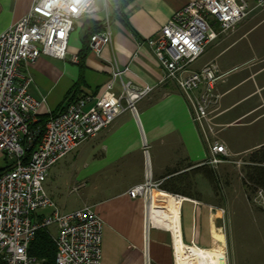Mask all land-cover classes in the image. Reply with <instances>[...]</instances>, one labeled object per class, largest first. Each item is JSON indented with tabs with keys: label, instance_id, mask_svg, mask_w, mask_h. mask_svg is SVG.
Here are the masks:
<instances>
[{
	"label": "crops",
	"instance_id": "1",
	"mask_svg": "<svg viewBox=\"0 0 264 264\" xmlns=\"http://www.w3.org/2000/svg\"><path fill=\"white\" fill-rule=\"evenodd\" d=\"M103 1L95 0V12L75 22L67 44L68 59L41 55L34 63L24 66L23 72L31 79L28 91L35 98L44 97L40 114L46 115L61 105L77 82L80 87L76 96L99 95L110 80L114 67L128 68L122 75L123 81L131 80L136 86L151 88L136 103L137 117L130 112L119 114L107 129L75 149H78L81 167L74 171L80 182L74 188L92 179L89 193L94 197L74 209L92 206L103 220L101 264H177L176 243L209 251L221 234L223 243L228 241L226 233H223L225 214L222 210L225 208L214 203L211 197L219 190L221 163L215 167L207 164V146L199 135L182 93L172 82L164 80L153 53L141 43L154 36L177 9L192 0L130 1L121 15L111 20L110 44L103 46L99 53L90 50L79 66L71 58L81 50L85 22L90 20L100 24L104 18ZM245 1L252 3L255 0ZM32 2L0 0V34L18 21ZM251 13L233 32L220 38L223 46H219L214 54L202 55L203 62L194 66L200 56L191 68L198 70L205 64H213L224 75L235 69L222 71L216 59L237 34L240 33V38L248 32L253 35L260 27L264 29V9ZM121 19L132 30L125 27ZM250 50L254 62L249 69L227 86H224L222 77L215 88L218 98L213 107L214 121L219 128L220 143L227 148L229 157L264 146V136L240 149L221 137L224 126L237 124L248 114L254 115L251 121L264 117V39L259 32L251 40ZM246 80L252 82V87L242 98L225 103V95ZM120 91V81L116 80L114 92ZM242 100L245 101L237 105ZM197 168L199 170L195 172ZM211 169L215 171L216 183H211L208 178ZM146 180L156 185L150 197H129L128 190ZM45 189L53 199L51 186L47 185ZM153 192L165 196L154 199ZM253 222L252 225L256 223L264 227V220ZM239 241L245 243L240 245ZM253 241H264V233L232 238L234 264L238 263L240 251L249 249L246 245Z\"/></svg>",
	"mask_w": 264,
	"mask_h": 264
},
{
	"label": "built area",
	"instance_id": "2",
	"mask_svg": "<svg viewBox=\"0 0 264 264\" xmlns=\"http://www.w3.org/2000/svg\"><path fill=\"white\" fill-rule=\"evenodd\" d=\"M102 29L89 38L99 53L111 42V6L103 1ZM113 11L116 6L112 8ZM264 0L250 7L242 0H192L177 9L157 33L141 42L153 53L165 81L182 93L199 135L205 142L207 164L216 166L228 156L216 138L213 122L218 98L215 88L224 74L213 64L198 70L191 65L219 36L234 31ZM95 12V0H33L28 11L0 34V154L8 162L0 172V264H42L28 253L37 230L54 229V264H101L103 220L92 206L60 211L46 193L50 169L81 143L107 129L121 113L137 117L136 103L150 87L122 80L128 68L114 67L99 95L83 94L49 115L39 128L44 97L29 91L31 79L23 68L46 55L64 60L75 22ZM71 61L77 63V56ZM120 81L121 91L114 92ZM156 187L149 180L131 187V198L147 199ZM253 202L264 211V189Z\"/></svg>",
	"mask_w": 264,
	"mask_h": 264
},
{
	"label": "rangeland",
	"instance_id": "3",
	"mask_svg": "<svg viewBox=\"0 0 264 264\" xmlns=\"http://www.w3.org/2000/svg\"><path fill=\"white\" fill-rule=\"evenodd\" d=\"M242 1L250 7L254 3H248L245 0ZM98 2H100V0H98ZM251 14L252 13H250L248 17ZM258 32L262 39H264V34H262L264 33V29L261 27L253 35H251V32H248L239 38V33L229 40L228 44L217 56L216 60L220 63L222 71L235 68L230 73L223 76L224 86L230 85L234 80L240 78L241 75L249 69L251 62H254V59L251 60L253 55L250 50V43L251 40L258 36ZM223 36H219L216 40L211 42L202 55L208 52L214 54L219 46H223V43L220 42V38ZM68 58L67 54L66 59ZM203 60L204 57H200L194 66L199 65ZM248 64L249 66H247ZM250 87H252L251 81H243L225 95L223 99L224 102L226 103L236 98H242V95L250 89ZM244 101L245 100L240 101L237 105ZM212 115H214V113ZM253 118L254 115L249 116L248 114L239 119L237 124L224 126L221 130V137L228 140L236 149L250 146L259 140L261 136H264V117L251 121ZM213 122L215 123L214 119ZM218 129L217 126L215 128L217 131L216 138L220 142ZM77 150L72 151L64 159L59 161L58 164L54 165L49 171L48 177L44 183V188H46L47 185L51 186L53 201L57 208L63 212L70 211L83 203H88L91 197H94L93 193H89L92 187V179H87L84 185L74 188L75 184H80L74 176V171L76 169L80 170L79 168L81 167V163L78 161L79 152H76ZM253 151L256 150H247L244 153L229 157V152L227 150V157L229 160L225 158L226 160L220 164L222 168L219 169V173L222 178L219 181V190L214 192V196H211L214 203L222 205L225 208L222 210L225 214L223 233H226L228 241L226 244L223 243L224 264H234V254L231 252V241L234 236L248 235L250 233H264V227H259L256 223L252 225L254 223L253 220H264V211L255 206L253 202L254 193L252 190H247L242 185V179L245 175V163L248 161L249 155ZM74 158H76L75 161H73ZM7 165L8 162H6L4 156L0 154V170ZM47 232L51 238L52 236L54 237V229H48ZM221 238L223 242L222 234ZM241 239L242 238H240V240ZM236 240L238 239L236 238ZM244 243L245 241L238 242L240 245ZM246 246H249V249L240 251L237 264H264V241L249 242Z\"/></svg>",
	"mask_w": 264,
	"mask_h": 264
},
{
	"label": "trees",
	"instance_id": "4",
	"mask_svg": "<svg viewBox=\"0 0 264 264\" xmlns=\"http://www.w3.org/2000/svg\"><path fill=\"white\" fill-rule=\"evenodd\" d=\"M132 0H118V1H108L111 6V19L119 17L123 8ZM116 6V9L113 11V7ZM122 23L128 29L132 30L128 23L121 19ZM102 29L101 25L87 20L85 22V32L81 39V50L77 55V65L80 66L82 60L89 53V38L92 34L98 33ZM80 84L77 82L65 95L63 102L59 107L51 112L50 115H55L58 111L62 110L63 107L69 102L77 99L80 95L76 96L79 91ZM49 115H41L39 121V128H43L45 123L48 121ZM8 167H4L0 172L5 171ZM199 169H195V172ZM205 173V172H204ZM209 180L211 183L215 182V171L210 170ZM242 185L247 190H252L253 193L257 189H264V146L259 147L256 151L250 153L248 161L245 163V175L242 179ZM28 253L32 256H35L42 264H54L55 258V245L53 239L50 237L49 233L45 229H39L34 235V239L29 246Z\"/></svg>",
	"mask_w": 264,
	"mask_h": 264
},
{
	"label": "bare ground",
	"instance_id": "5",
	"mask_svg": "<svg viewBox=\"0 0 264 264\" xmlns=\"http://www.w3.org/2000/svg\"><path fill=\"white\" fill-rule=\"evenodd\" d=\"M159 196L164 197L165 194L162 195V193L160 194V193H157V192H153L154 199H157ZM167 207H169V206H167ZM169 222H171V221H169ZM172 222H173V220H172ZM216 238H217L216 239L217 242L215 243L214 248L212 250H209V251L202 250V249H195V248H186V247L182 246L180 244V242L176 243L175 244V256H176L177 264H224V260H223L224 251H223L222 238H221V236L220 237H216ZM175 241H178V240L176 239Z\"/></svg>",
	"mask_w": 264,
	"mask_h": 264
}]
</instances>
